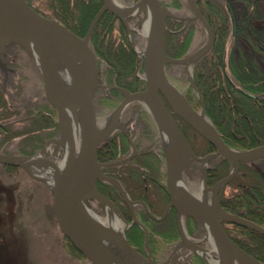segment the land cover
Instances as JSON below:
<instances>
[{
  "label": "rangeland",
  "instance_id": "obj_1",
  "mask_svg": "<svg viewBox=\"0 0 264 264\" xmlns=\"http://www.w3.org/2000/svg\"><path fill=\"white\" fill-rule=\"evenodd\" d=\"M112 1L118 4L119 7L125 8L137 0ZM220 1L225 12H227L225 3L227 0ZM26 2L35 10L38 9L43 14L52 17L51 10L48 7V5L51 6V1L26 0ZM162 2L168 10L173 12L177 17L182 18L179 22L176 20L174 27L169 24V19L166 21L164 55L177 59L191 56V61L188 62V65L185 62L166 60L162 65V73L182 93L186 101L195 109V112L203 113L208 122L214 126L206 111L203 97L193 80L194 64L209 48L194 61H192L194 57L192 54L206 44L208 33L199 18H191L193 13L188 8L187 0H162ZM209 2H211V5H215V8L217 7L213 3V0ZM252 2L255 4H252ZM230 4L233 6L231 12H234V16L238 17H243L247 13L248 8V13H253L252 17L255 18V26L264 30V0H231ZM139 10L136 9L131 13L124 14L126 20L129 19L128 26L130 28V37L134 41L133 43L126 32L123 22L115 14L112 13L114 16L112 24H108L111 29V39L114 43L128 41V48L136 57L133 70L135 85L132 82V85H128V89H138L134 91L127 90L128 92L142 91L146 87L144 58H138L133 50L135 47L143 50L146 43L145 36L140 33V23L138 21L139 16H144V11ZM227 15L228 17L230 16L228 12ZM233 29L229 30L226 34L227 41L225 42L224 55L222 57L224 70L228 68L227 57L232 45L231 35ZM171 33H175L174 35H177V38L180 39L179 41L182 42L176 45L178 57L169 56L165 51L167 44L168 46L172 45L171 41L168 40L174 36ZM238 38V46L248 55L251 49L250 42L246 43V40H243L244 37ZM261 38L264 45V38ZM212 41L213 32L211 43ZM88 43L93 49L92 44ZM13 48L14 46L10 45L5 53L3 52L2 54V51H0V94L5 101L6 113H8L7 116L0 117V152L18 157H30L41 154L40 151L44 150L47 152V155L42 154L45 159L61 163L64 156V145L58 140L61 132L59 116L56 107L50 104L44 94L42 76L37 61L33 53L20 48L12 52ZM94 53L97 60L98 80L104 87H96L93 94V104L98 127L101 130H105L111 124L114 110L123 99V94L121 95L119 90L110 91V89L112 87H125L113 83L112 78H105L106 63L96 52ZM111 94L112 97L110 96ZM42 101H44V104L41 103ZM144 104L140 99H132L120 112L121 121L129 125L130 128L134 126L135 130L133 129L131 135L136 140L139 149L151 145L155 147L158 141L155 136L156 127L152 122L153 117ZM1 110L4 111V108L0 107ZM34 118H39L38 123L33 121ZM144 121L150 125L152 138L144 137V135H139L138 133V130L144 127L142 126ZM149 125L146 127H149ZM180 126L187 138V144L190 149L189 158H192V153L198 154L199 157L215 153L216 149L214 146L189 124L187 126L183 122H180ZM227 145L230 146L229 144ZM74 146H77V142ZM75 147L74 151L76 152L77 148ZM161 155L164 160L162 151ZM209 160L210 162L227 160L228 171L226 175L229 173L232 165L227 158H223L222 155H213ZM190 162L185 169L188 170L190 166L193 167L194 174L189 179H186L184 175V185L191 194L201 197V163L200 167L199 165L196 167L195 164ZM248 163L254 164V161ZM48 180L47 176L43 179L36 177L28 168L23 166L0 161V264H92L73 247L59 229L52 207V192ZM217 180L210 185H213ZM229 189L228 185H223L221 191L229 193ZM125 191L126 196L129 198L128 191ZM206 196L207 201L210 202L211 190H206ZM92 206L96 214L104 216L103 211L99 207L96 205ZM122 215L123 219L129 221L131 224L130 227L124 229L123 234L125 238L128 237L129 233L132 237L131 233L136 234L134 232L136 227H134L135 224L131 220L129 210L127 214L122 213ZM136 215L141 220L138 211ZM195 221L198 225L194 221L187 222L184 225L185 238L182 241L178 238L171 243L169 238L164 237L171 235L170 229L164 225H158L157 227L153 225V228L148 225L154 231L153 236L151 235L152 238H148L136 229L140 234V238L137 239L134 236L133 241H129L128 238L127 240L134 249L144 256L147 257V252L149 251V259L152 264H217L218 256L215 247L209 239L210 234L200 221ZM222 225L227 230L234 228L231 224L223 221ZM185 230H187L188 234H186ZM168 242L170 244H167ZM181 242L184 243L185 248L182 249L181 253L171 255L170 249L173 247V243L177 245ZM154 248L157 250L155 251ZM206 252L209 256H206ZM127 256L132 257L133 264H140L135 255H130L127 252Z\"/></svg>",
  "mask_w": 264,
  "mask_h": 264
},
{
  "label": "water",
  "instance_id": "obj_2",
  "mask_svg": "<svg viewBox=\"0 0 264 264\" xmlns=\"http://www.w3.org/2000/svg\"><path fill=\"white\" fill-rule=\"evenodd\" d=\"M101 1L102 5L92 18L86 33L80 36L59 21L35 11L26 0H0V51L8 42H15L30 53H33V46H36L39 52L40 62L37 64L42 76L44 94L50 104L56 107L59 119L63 108L70 109L75 115L79 110L81 115V135L76 152L73 146L72 156L64 163L61 170L55 175L52 184L49 185L52 192V207L59 229L73 247L92 264H113L112 257L101 246L98 237L107 233L118 236V233L109 226L96 221L87 210V202L90 198L95 197L101 204L104 203V196L96 190L95 181L97 178H108L99 171L96 148L117 124L120 109L130 100L140 99L145 95L158 124L167 127L170 140V148L166 152L169 206L174 207L179 214L188 215L194 220L200 221L207 231L210 229L218 256L217 264H262L228 235L222 221L250 228L263 235L264 227L238 214L224 210L218 201L217 192L235 174L239 162H250L264 157V144L244 150L232 148L225 143L210 122L200 125L192 120L195 109L186 99L184 101L187 117L172 107L164 93L160 78L163 64H160L159 57L161 54L164 55L165 18L176 15L166 8L162 0H146L153 10L154 28L151 36L146 40L141 54L144 58L145 90L128 92L125 88L118 87L123 94V99L114 111V121L105 130L98 128L93 94L97 86L104 87V85L98 80L96 55L88 43V37L102 11L107 9L120 18L124 22L131 42H134L130 37V28L124 17L127 12L114 6L110 0ZM142 1L137 0L132 7L138 6L146 15L145 9L139 6ZM188 3L193 12L191 18H199L208 33L206 44L192 54L194 56L192 61H194L209 48L212 31L194 0H188ZM143 21L144 19L141 18L140 22ZM164 57L165 61L186 62V58L189 59L191 56L182 59L165 55ZM57 67H61L68 75L70 89H64L56 84L53 76ZM159 92L173 110L216 149L215 153L196 157L203 162L201 197L190 195L182 182L178 181L180 170L186 164L181 158L182 145L184 144L188 152L190 149L171 113L161 100ZM40 152L47 155L44 150ZM213 155H222L223 158L230 160L232 166L227 175L209 186L206 183V170L208 160ZM31 157L33 156L18 157L0 152L1 162L25 168H28L29 163L24 159ZM50 162L55 165V162L51 160ZM112 180L122 193L116 179L112 178ZM181 188H185V191L182 192ZM206 190H211L210 202L207 201ZM133 221L136 222L134 217ZM122 242L129 254L135 255L139 262L149 259V251L147 257L138 252L129 244L124 234Z\"/></svg>",
  "mask_w": 264,
  "mask_h": 264
},
{
  "label": "trees",
  "instance_id": "obj_3",
  "mask_svg": "<svg viewBox=\"0 0 264 264\" xmlns=\"http://www.w3.org/2000/svg\"><path fill=\"white\" fill-rule=\"evenodd\" d=\"M48 1H51V6L48 7L52 17L80 36L85 34L101 5V0ZM205 1L207 2L199 7L212 28L213 41L209 50L194 64V83L203 97L211 121L227 144L237 149L259 146L264 144V45L261 41L264 30L255 26V18L252 17L253 13H248V8L243 17L234 16L232 12L234 29L227 57V77L222 70V57L227 41L226 34L231 31L229 17L220 0H213L216 8L210 4L211 0ZM231 8L233 10V6ZM36 11L43 14L38 9ZM112 20L114 16L111 12H102L92 28L89 41L94 52L106 63L105 78H112L113 83L129 87L133 83L135 85L133 70L136 57L128 48V41L114 43L111 39L108 24H112ZM238 37H244L246 43L250 42L248 55L238 46ZM168 40L172 47L168 44L165 46L166 54L178 57L176 45L182 42L177 35ZM5 106L0 94V107L4 108V111H0V117L8 114ZM38 120L39 118H34L33 121L38 123ZM227 171L228 162L222 160L215 169H210L208 182L212 184L225 176ZM131 175L139 191H146L152 197L160 198L158 188L146 183V177L152 181L149 173L136 169ZM224 185L230 187L229 193L221 191L223 185L217 192L222 208L264 226V157L254 160V164L239 162L235 174ZM231 225L234 227L232 230L225 228L228 235L264 264V235L237 224ZM134 227L142 232L139 227ZM136 229L134 232L139 234Z\"/></svg>",
  "mask_w": 264,
  "mask_h": 264
},
{
  "label": "flooded vegetation",
  "instance_id": "obj_4",
  "mask_svg": "<svg viewBox=\"0 0 264 264\" xmlns=\"http://www.w3.org/2000/svg\"><path fill=\"white\" fill-rule=\"evenodd\" d=\"M204 2H207V1L194 0V3L196 4L198 10L200 11V13L205 18L207 24L210 26L206 17L203 14L201 8L199 7V5L204 3ZM225 3H226L227 12L229 14H231V17H232V20H231V17L229 16L230 21H231L230 25H231V29H232V28H234V20H233V14L231 12L232 8H231V6H229L231 1H225ZM101 5H102V3H101ZM101 5H100V7H101ZM187 5H188V8L190 9L188 0H187ZM139 9L140 8H138V10ZM107 11H109V10H107ZM190 11H191V9H190ZM192 16H193V14H192ZM47 17H49V16H47ZM144 17H145V14L143 17L142 16L138 17V21H139L140 25L142 23V22H140V19L144 18ZM168 19H169V24L172 27H174V25L176 24V20H178L177 22L182 20L181 17L166 16L165 24H166V21ZM126 21L128 23L129 19ZM123 25H124V22H123ZM88 27H89V25H88ZM124 27H125V25H124ZM210 28H211V26H210ZM171 31H173V30H171ZM211 31H212V28H211ZM90 34H91V32H90ZM89 39H90V35L88 37V42H90ZM10 45L14 46L13 51L10 50L12 52L17 51L16 50L17 48L24 49L22 46H20L19 44L15 43V42H8V43H5L4 48L2 49L1 53L2 54H3V52L5 53L6 49ZM210 46H211V44H210ZM210 46H209V48H210ZM133 50H134V52L138 58L142 57V55L138 54L136 47L133 48ZM222 69H223V72L225 74L227 72V70H224L223 66H222ZM226 75H227V73H226ZM227 77H228V75H227ZM128 88L129 87H125V89L128 91H130V90L134 91V90L138 89V88L137 89L136 88L135 89L134 88L128 89ZM116 89L119 90L120 94L122 95V92L120 91L119 88L112 87L110 89V91L116 90ZM143 90H145V89H143ZM158 94H159L161 100L163 101L164 105L167 107L168 111L171 113L175 123L177 124L179 130L181 131V133L183 134V136L187 142V138L185 136V133L181 129L180 122H183L187 126H188V123L185 120H183L173 110L171 105L166 101V99L163 97V95L160 92ZM110 96L112 97V94ZM140 100L143 103H145L144 104L145 107L148 109L149 113L153 117L152 122L156 127V135L155 136L158 139L157 144L155 146L157 148L152 147V145L147 146L145 148H141V149L138 148L136 140H134L133 136L131 135V132H133V129L135 130L134 126H131V128H130L129 125L124 124L123 121H121V119H120V112H121L122 108L127 104L126 103L120 109V111L118 113L117 124L110 130V133H108V135H106L99 142V144L96 148V159L99 163V171L102 175L108 177L107 179L97 178L95 181L96 190L104 196V203L101 204L95 197H93V198H90L88 200L87 207H89V209H91L93 211L92 205H96L97 207H99L103 211L104 216L106 215V204H110V206H112L113 211L116 212L117 214H119V216H121V217L123 216L122 213L127 214L128 210H129V214H130V217H131L133 224H135V226L139 227L142 230V234L146 235L148 238H152L151 235L153 236V234H154V231L151 229V228H153V225L155 227H157L158 225H164V226L167 225L166 227L170 229L171 235L170 236H164V237L169 238L171 243L175 239H178V238L182 241V239L184 240V238H185V234L183 231V227H185L184 225L190 221H194L195 224H197V223L190 216L184 215V214H179L174 207L169 206V193H168V186H167V170H166V151L164 148V140H163V137L160 133V127L161 126H160V124H158L157 120L155 119V116H154L151 108H149L148 105L146 104V102H144L141 98H140ZM41 103L44 104V101H42ZM113 121L114 120L112 118L111 124L109 125V127L112 125ZM148 125L149 124L144 121L142 123V126H144V127H141L140 130H138V133H139V135H144V137L152 138V133L150 132V125H149V127H146ZM169 142H170V140H169ZM161 151L164 155V160L162 159ZM189 154H190V152H189ZM195 154L192 153V158H189V160L186 162L185 166L182 167L180 170V176L178 178V181H180V183L182 182L183 185H184V175H185L186 179H189L194 174L193 173V167L190 166L188 170L185 169V167L188 165L190 160H191L190 163L195 164L196 167H198V165L200 167V163H201V170H202L203 162L201 160L197 159L196 157H199V155L198 154L195 155ZM218 163H219V160H217V161L215 160L212 162H210V160H208V168L206 171L207 172L206 173V183L209 186L211 184L208 182L209 171L211 168L215 169V167L217 166ZM245 163H247V162H245ZM193 164H191V165L194 166ZM136 169L145 170L147 173H149L151 175L152 178H150V179H152V181H151L152 183L149 181V177H146V183L148 184V186L154 185L155 187L158 188V190L160 191V198H158L156 196L152 197L146 191L145 192L139 191V188H138L137 184L134 182L132 175H131L133 170H136ZM112 178L116 179L119 186L121 187L122 193L119 191L118 187L115 185ZM125 190L128 191L129 198L126 196L127 194H126ZM145 190H147V188H145ZM134 196H136L137 198ZM131 206H132V208H131ZM137 207H138V209H137ZM133 210H135V212H133ZM137 211L140 213L141 220L137 218V215H136ZM104 216H99V217L102 220V218ZM133 217L135 218L136 222L133 221ZM124 221L127 223V226L125 228L130 227V225H131L130 222L125 220V219H124ZM223 222L231 224L230 222H227V221H223ZM103 224L107 225L105 223H103ZM148 225H150L151 228H149ZM185 232H186V234H188L187 230H185ZM131 234H132V237L130 236V233L127 237L129 241H133L134 236L137 239L140 238V234H138V233L137 234L131 233ZM161 238H163V237H161ZM170 242H168L167 244H170ZM184 246L185 245L182 242L178 243L177 245H174V243H173V247L170 249V251H171L170 254L172 255V254L181 253L182 249L185 248ZM154 250L156 251L157 249L154 248Z\"/></svg>",
  "mask_w": 264,
  "mask_h": 264
},
{
  "label": "bare ground",
  "instance_id": "obj_5",
  "mask_svg": "<svg viewBox=\"0 0 264 264\" xmlns=\"http://www.w3.org/2000/svg\"><path fill=\"white\" fill-rule=\"evenodd\" d=\"M112 4L119 9H121L124 12L131 13L132 11L138 9L139 7L135 6L132 7V5L121 8L119 7L118 4L114 3L112 0H110ZM140 7H143L146 11V15L143 18L144 21L141 23L140 27V33L141 35L145 36L146 40L151 36L154 28V21H153V10L149 2L146 0H143L141 4L139 5ZM137 48V47H136ZM33 55L36 59L37 62H40L39 60V52L38 48L36 46H33ZM138 54L141 55L143 50H140L137 48ZM164 55H160L159 61L160 64L165 61ZM186 63L191 61V57L188 59L186 58ZM188 65V64H187ZM54 79L56 80V84L58 86H61L64 89H70L71 84H70V79L66 72L61 69V67H57L54 70ZM162 85L164 87V93L168 97L169 101L171 102L172 107L180 112L184 116H188L186 109H185V101L182 93L172 84L170 83L165 76L161 73L160 75ZM146 104L148 105L149 108L151 106L149 105V102L147 101V97L141 96L140 97ZM152 109V108H151ZM153 112V111H152ZM78 114H74L70 109L68 108H63L61 115H60V123H61V132L59 134L58 140L62 142L64 145V156H63V161L61 163L55 162V165L48 161L47 159L44 158L42 154L35 155L31 158H25L24 161L28 162V169L32 174H34L36 177H41L42 179L47 176L48 184L51 185L53 182V179L55 175L61 170L62 166L64 163L69 159L70 156H72V147L76 145L75 148L78 147L79 145V140H80V112L78 110ZM192 120L195 121L196 123L200 125H205L208 120L205 118L203 113L201 112H195L194 116L192 117ZM167 127L162 124L160 127V133L163 137L164 140V148L165 151L168 152L170 148V142H169V137L167 133ZM189 152L186 150L184 147V144L182 145V150H181V158L184 159V162L189 160ZM181 191L184 192L185 188H181ZM190 193V192H189ZM190 195H193L190 193ZM202 195V194H201ZM186 196V194H185ZM195 197H199L198 195H194ZM88 212L94 218L96 221L99 223H105L107 224L110 228L114 229L118 234V236H114L111 233H107L106 235H100L98 237V240L101 244V246L107 251L108 254L113 259V264H133V259L130 256H127L128 249L123 245L122 242V237L124 233V229L127 226V223L124 221V219L119 216L116 212L113 211L112 206L110 204H106V215L100 219V217L94 213L89 207H87ZM102 223V224H103ZM208 233L210 234V240L215 247V243L213 240V237L211 236V231L208 229ZM206 256H209L206 252ZM140 264H152L150 259H145Z\"/></svg>",
  "mask_w": 264,
  "mask_h": 264
}]
</instances>
